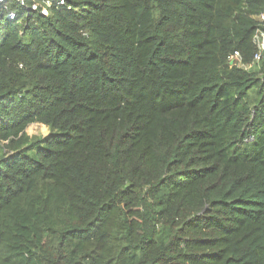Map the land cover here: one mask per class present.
Masks as SVG:
<instances>
[{
	"label": "trees",
	"instance_id": "16d2710c",
	"mask_svg": "<svg viewBox=\"0 0 264 264\" xmlns=\"http://www.w3.org/2000/svg\"><path fill=\"white\" fill-rule=\"evenodd\" d=\"M63 2L0 10V264H264V0Z\"/></svg>",
	"mask_w": 264,
	"mask_h": 264
},
{
	"label": "built area",
	"instance_id": "2783aa9c",
	"mask_svg": "<svg viewBox=\"0 0 264 264\" xmlns=\"http://www.w3.org/2000/svg\"><path fill=\"white\" fill-rule=\"evenodd\" d=\"M20 6H25L26 8L31 9H40L41 13L46 15L48 12V8L53 4V0H17ZM7 0H0V10L1 8H5ZM55 4L62 5L64 4L63 0H54ZM8 19H14L16 17V12L14 10H8L6 13ZM258 20L260 22L264 21V12L258 15ZM259 37V41L257 45V52L254 55L253 62L257 64L260 61L261 52L264 50V32L260 31L259 29L256 31L255 37ZM256 43V42H255ZM228 61H231V65L234 63L241 65V56L238 51H234L232 54L228 56ZM248 67V66H246Z\"/></svg>",
	"mask_w": 264,
	"mask_h": 264
},
{
	"label": "rangeland",
	"instance_id": "374dc122",
	"mask_svg": "<svg viewBox=\"0 0 264 264\" xmlns=\"http://www.w3.org/2000/svg\"><path fill=\"white\" fill-rule=\"evenodd\" d=\"M259 41V37L256 36L255 37V42L256 44ZM259 64V63H258ZM258 64L256 62H254L252 65L246 67L249 70H257ZM50 128L48 126L44 127L41 126L40 123L35 122V123H31L29 124L26 129L25 132L27 133V135L29 137H44L46 135H48L50 133Z\"/></svg>",
	"mask_w": 264,
	"mask_h": 264
},
{
	"label": "water",
	"instance_id": "95a60500",
	"mask_svg": "<svg viewBox=\"0 0 264 264\" xmlns=\"http://www.w3.org/2000/svg\"><path fill=\"white\" fill-rule=\"evenodd\" d=\"M229 64L231 65V61H229Z\"/></svg>",
	"mask_w": 264,
	"mask_h": 264
}]
</instances>
